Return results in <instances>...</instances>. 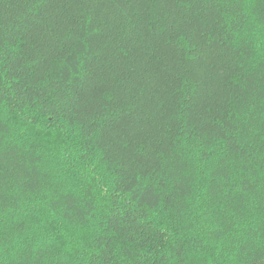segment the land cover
Wrapping results in <instances>:
<instances>
[{"label": "trees", "instance_id": "obj_1", "mask_svg": "<svg viewBox=\"0 0 264 264\" xmlns=\"http://www.w3.org/2000/svg\"><path fill=\"white\" fill-rule=\"evenodd\" d=\"M0 264H264V0H0Z\"/></svg>", "mask_w": 264, "mask_h": 264}]
</instances>
